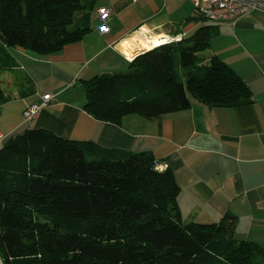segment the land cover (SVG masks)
Returning a JSON list of instances; mask_svg holds the SVG:
<instances>
[{
    "label": "trees",
    "instance_id": "16d2710c",
    "mask_svg": "<svg viewBox=\"0 0 264 264\" xmlns=\"http://www.w3.org/2000/svg\"><path fill=\"white\" fill-rule=\"evenodd\" d=\"M95 1L0 0V113L4 103L35 92L31 76L18 75L15 49L47 55L79 41L91 29ZM213 28L202 25L140 52L126 71L86 80V111L120 123L194 101L252 103L243 77L204 53ZM156 165L149 151L45 128L10 137L0 145V264H264V247L237 238L233 217L184 223L175 174Z\"/></svg>",
    "mask_w": 264,
    "mask_h": 264
},
{
    "label": "crops",
    "instance_id": "0c3cea01",
    "mask_svg": "<svg viewBox=\"0 0 264 264\" xmlns=\"http://www.w3.org/2000/svg\"><path fill=\"white\" fill-rule=\"evenodd\" d=\"M100 7L112 10L107 33L100 32ZM207 22L217 32L208 49L243 77L252 103L210 107L194 101L190 108L152 118L129 114L120 123L93 117L85 109V81L123 72L130 61L124 42L133 43L140 33L178 40L207 24L189 0H96L91 29L79 41L47 55L15 49L16 70L31 76L35 92L1 106L0 145L29 128H45L104 147L149 151L175 174L184 223L233 217L237 238L264 247V12ZM137 42L131 50L143 48ZM46 94L54 100L25 121V108L40 104Z\"/></svg>",
    "mask_w": 264,
    "mask_h": 264
},
{
    "label": "built area",
    "instance_id": "2783aa9c",
    "mask_svg": "<svg viewBox=\"0 0 264 264\" xmlns=\"http://www.w3.org/2000/svg\"><path fill=\"white\" fill-rule=\"evenodd\" d=\"M194 6L195 13L204 17L212 23H219L223 21L234 22L241 16L249 15L251 13L261 11L264 12V0H189ZM98 17L101 21L100 32L107 33L109 27L107 25L108 18L112 15V10L107 7H100L97 9ZM171 41L168 38L163 39V43ZM126 59L132 60L133 55L125 54ZM54 100L52 94L43 96V101L40 104L29 105L23 111L25 121L34 120L40 109L49 101ZM4 136L0 133V142ZM156 168L164 169L162 163L157 162Z\"/></svg>",
    "mask_w": 264,
    "mask_h": 264
},
{
    "label": "bare ground",
    "instance_id": "6f19581e",
    "mask_svg": "<svg viewBox=\"0 0 264 264\" xmlns=\"http://www.w3.org/2000/svg\"><path fill=\"white\" fill-rule=\"evenodd\" d=\"M145 28V27H144ZM133 43H130L129 41L127 42H124L123 44V47H122V50L124 51L125 54L131 56V51H134V50H131L133 48V45L136 46V41H140V42H137L139 43V47H147V48H152L154 46H157L161 43H163V39L160 38V36H145L144 33H140L139 36H136L133 38ZM127 40V39H126ZM136 40V41H135ZM125 41V40H123ZM135 41V42H134ZM162 45V44H161ZM164 45V44H163ZM138 47V48H139ZM155 48V47H154ZM145 52V51H144ZM142 54V53H141ZM134 59V58H133Z\"/></svg>",
    "mask_w": 264,
    "mask_h": 264
},
{
    "label": "rangeland",
    "instance_id": "374dc122",
    "mask_svg": "<svg viewBox=\"0 0 264 264\" xmlns=\"http://www.w3.org/2000/svg\"><path fill=\"white\" fill-rule=\"evenodd\" d=\"M206 23H208V22L206 21ZM209 51H210V50L207 49V50H205L204 53H208ZM127 69H128V65H127V68L124 69V71H126ZM20 72H21L22 74L25 73V72H23V70H18V75H20V74H19ZM7 73H8V74H9V73H10V74H13L11 71H9V72H7ZM8 74H7V76H9Z\"/></svg>",
    "mask_w": 264,
    "mask_h": 264
},
{
    "label": "water",
    "instance_id": "95a60500",
    "mask_svg": "<svg viewBox=\"0 0 264 264\" xmlns=\"http://www.w3.org/2000/svg\"><path fill=\"white\" fill-rule=\"evenodd\" d=\"M144 50H147V48L143 47V48L137 49L136 51H133L132 52V55H133L132 58H134L137 54H139L140 52H142Z\"/></svg>",
    "mask_w": 264,
    "mask_h": 264
}]
</instances>
